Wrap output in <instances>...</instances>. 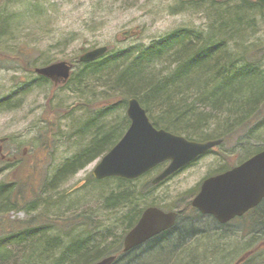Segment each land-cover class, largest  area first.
<instances>
[{"label":"rangeland","instance_id":"rangeland-1","mask_svg":"<svg viewBox=\"0 0 264 264\" xmlns=\"http://www.w3.org/2000/svg\"><path fill=\"white\" fill-rule=\"evenodd\" d=\"M178 1L0 0V151L3 156L0 182L21 180L25 202H36L29 213L19 210L0 214V232L5 230L3 225L17 226L31 214L37 216L31 226L44 225L49 236L60 233L66 237L69 233L98 238L109 229L122 231L112 227L117 216L102 206V196L92 195L94 186L108 184L89 178L98 158L66 178L51 182L53 185L49 182L55 170L86 143V140L79 141L74 121L96 109L104 95L113 94L106 78L81 90L57 78L43 81L34 70L30 72L25 67L33 69L65 61L72 75L80 69L79 55L88 49L106 45L108 49L117 50L144 45L178 27L208 26L205 4L180 9ZM254 19L257 27L248 45L264 36V18L257 13ZM165 67L164 63L157 64L155 70ZM152 114L153 118H159ZM123 115L127 117L126 104L102 121L114 123ZM45 119L51 120V128ZM214 128L195 133L200 137L195 141L215 137ZM195 134L190 138L197 139ZM249 136L221 143L135 202L156 201L166 210L176 208L177 203L188 202L205 176L220 170L225 162L238 163L246 157L247 148L264 145V129ZM5 157L11 160L9 165L4 164ZM159 168L138 178L132 186L138 189L146 180H151ZM1 217L10 224L1 223ZM66 219L71 221L64 224ZM251 224L250 227L259 229L260 233L244 236L242 222L237 221L230 226L233 230L229 233L190 235L180 245L190 247L181 264H236L243 253L252 248L256 251L251 260L249 258L250 262L260 258L264 255V230L260 224ZM24 257L25 254L8 264H26Z\"/></svg>","mask_w":264,"mask_h":264},{"label":"trees","instance_id":"trees-1","mask_svg":"<svg viewBox=\"0 0 264 264\" xmlns=\"http://www.w3.org/2000/svg\"><path fill=\"white\" fill-rule=\"evenodd\" d=\"M177 3L180 9L205 4L208 26L201 29L178 27L147 44L117 50L109 48L95 60L78 62L80 69L70 74L65 85L70 83L83 90V86L106 78L113 94L104 95L97 102L100 105L96 109L87 111L91 115L85 113L74 121L76 134H80L79 141L86 140V143L55 170L50 183L60 181L100 158L119 140L128 127L129 119L123 115L114 123L102 120L122 109L129 97L139 101L156 128L190 140H199L195 133L209 130L212 126H215L216 136L207 140L221 139V143L248 138L264 129V36L248 45L257 27L254 16L260 13L264 18L263 7L255 0H179ZM162 63L166 67L155 70V66ZM25 68L30 72L34 70ZM39 78L49 81L40 75ZM153 112L159 118H153ZM45 121L50 128L53 126L50 119ZM194 134L197 139L190 138L195 137ZM263 148L264 145L247 148L246 157L239 162ZM221 157L225 159V156ZM0 159L3 161L2 152ZM4 159L7 161L4 164L9 165L11 160ZM231 165L233 161L230 165L225 162L220 170ZM89 178L96 183H108L94 186L92 195L102 196V206L117 216L112 227L122 231L117 233L109 229L98 238L88 234L71 236L69 233L66 237L60 233L49 236L44 225L31 226L37 218L36 214H31L20 220L17 226H10L14 229L9 230V225H3L0 264H8L24 254L26 264H90L113 253L120 255L123 236L137 222L143 209L148 206L163 208L156 201L135 202L160 183L152 184L149 179L137 189L132 185L138 178L97 180L92 175ZM10 180L0 182L1 216L10 211L29 213L34 210L36 202H25L21 193V180ZM70 221L66 219L64 224ZM237 221L242 222L244 236L260 233L259 229L250 227L253 226L251 223L260 224L264 230V198L233 224ZM5 222L10 224L1 217V223ZM86 224L92 227L90 222ZM209 227L212 226L208 219L199 223L180 222L162 239L127 252L114 264H181V259L190 249L187 245L180 246L183 241L196 233L211 232ZM226 229L218 233H225ZM255 251L254 248L245 251L236 264H264V255L250 262Z\"/></svg>","mask_w":264,"mask_h":264},{"label":"water","instance_id":"water-1","mask_svg":"<svg viewBox=\"0 0 264 264\" xmlns=\"http://www.w3.org/2000/svg\"><path fill=\"white\" fill-rule=\"evenodd\" d=\"M255 1L264 9V0ZM106 51V46L95 47L83 52L79 61H92ZM35 72L64 82L69 77L70 65L60 61L37 67ZM126 115L129 125L121 138L95 164L92 170L95 179H135L159 163L169 160V164L152 179L155 184L221 142L220 139L205 142L188 140L162 128L157 129L135 97L127 100ZM263 197L264 149L231 169L205 179L192 205L202 213L214 215L223 223L255 207ZM175 217V212H164L155 206L145 208L138 222L124 236L123 250L129 251L171 227ZM113 260L114 256H108L91 264H111Z\"/></svg>","mask_w":264,"mask_h":264},{"label":"flooded vegetation","instance_id":"flooded-vegetation-1","mask_svg":"<svg viewBox=\"0 0 264 264\" xmlns=\"http://www.w3.org/2000/svg\"><path fill=\"white\" fill-rule=\"evenodd\" d=\"M167 164H168L167 162L162 164V167H160L159 170H157V172H159ZM183 168L177 170L172 175L178 173ZM226 169H228V168H225V169L218 170L216 172L210 173L207 176H205L204 178H206L208 176H211V175H215V174L220 173V172H223ZM157 172H155V173H157ZM172 175H170V176H172ZM196 188H197V186H196ZM191 200H192V198L188 202L183 203L182 205H181V202L177 203L176 208L166 210V211H171L172 210V211L176 212L175 221H174V223H173V225L171 227H169V228H167V229H165L163 231H160L159 233L151 236L146 241L140 243L139 245H137L136 247H134L133 249H131V250L127 251V252H131L133 250H137V249L143 248V247H145L147 244H149L151 242H155L156 240L162 239V237L164 235H166V234L172 232L173 230H175L180 222H183V223H189V222L199 223L202 219H208L209 222H211V226H212L211 228L209 227L211 232H217V231H220V230L224 231L225 228H227L226 232L229 233V231L233 230L232 228H230V226L233 224V222L236 221L239 218L245 217L248 214V212H247V213L242 214L241 216L234 217V218H232V219H230V220H228L226 222L221 223L214 217V215L209 214V213H202L200 210H198L196 207H194L191 204ZM180 205H181V207H179ZM243 230L244 229L242 228V231ZM121 250H122V248H121ZM126 253H124V254H126ZM113 255L115 256V259L113 260V262L111 264L116 263L121 258V256L123 254L118 255V253H113Z\"/></svg>","mask_w":264,"mask_h":264}]
</instances>
